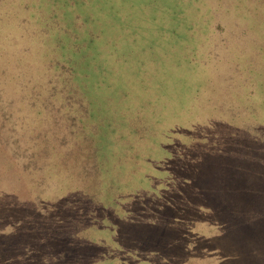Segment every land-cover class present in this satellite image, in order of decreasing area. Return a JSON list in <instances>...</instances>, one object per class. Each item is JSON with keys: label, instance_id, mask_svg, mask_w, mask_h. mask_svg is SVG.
I'll list each match as a JSON object with an SVG mask.
<instances>
[{"label": "rangeland", "instance_id": "obj_1", "mask_svg": "<svg viewBox=\"0 0 264 264\" xmlns=\"http://www.w3.org/2000/svg\"><path fill=\"white\" fill-rule=\"evenodd\" d=\"M6 202L28 264H264V0H0Z\"/></svg>", "mask_w": 264, "mask_h": 264}, {"label": "trees", "instance_id": "obj_2", "mask_svg": "<svg viewBox=\"0 0 264 264\" xmlns=\"http://www.w3.org/2000/svg\"><path fill=\"white\" fill-rule=\"evenodd\" d=\"M0 207V222L2 221L0 223V264H14L21 250L23 252V258L26 261L25 263L28 264L29 260L30 262L36 261L32 254L37 251L41 256L42 253L40 250H36L29 246L25 243L26 241L23 245H16V242L22 243V241H18L20 237L17 235V230L21 228L22 225L17 226V222L13 217V204L6 202L4 205H0ZM41 259L47 260L49 258Z\"/></svg>", "mask_w": 264, "mask_h": 264}]
</instances>
